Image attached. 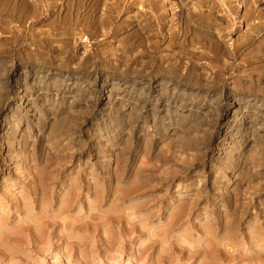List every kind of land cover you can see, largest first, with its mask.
<instances>
[{"label":"rangeland","instance_id":"rangeland-1","mask_svg":"<svg viewBox=\"0 0 264 264\" xmlns=\"http://www.w3.org/2000/svg\"><path fill=\"white\" fill-rule=\"evenodd\" d=\"M0 264H264V0H0Z\"/></svg>","mask_w":264,"mask_h":264},{"label":"bare ground","instance_id":"bare-ground-1","mask_svg":"<svg viewBox=\"0 0 264 264\" xmlns=\"http://www.w3.org/2000/svg\"><path fill=\"white\" fill-rule=\"evenodd\" d=\"M124 194H125V193H124ZM44 211H45V210H44ZM113 212H114V211H113ZM89 213H90V212H89ZM244 214H245V213H244ZM57 217H58V216H57ZM99 218H100V217H99ZM89 219H90V218H89ZM129 221H130V220H129ZM39 223H40V222H39ZM37 224H38V223H37ZM143 225H144V224H143ZM145 226H146V225H145ZM207 226H208V225H207ZM118 228H119V227H118ZM14 230H17V229H14ZM14 230H13V231H14ZM40 231H41V230H40ZM15 233H17V232H15ZM67 233H68V232H67ZM70 235H71V234H70ZM76 236H77V234H76ZM79 237H80V236H79ZM76 239H78V238H76ZM254 248H255V247H254ZM237 250H238V249H237ZM252 250H253V249H252ZM254 250H255V249H254ZM255 251H256V253H257L258 250H255ZM235 252H236V251H235ZM235 252H234V253H235ZM82 254H83V253H82ZM228 255H230V254H228ZM248 255H249V254H248ZM259 255H260V254H259ZM254 256H255V255H254ZM254 256H253V257H254ZM262 256H263V255H262ZM253 257H252V258H253ZM232 258H233V257H232ZM248 258H249V257H248ZM258 258H259V257H258ZM256 259H257V258H256ZM252 261H253V260H252Z\"/></svg>","mask_w":264,"mask_h":264}]
</instances>
